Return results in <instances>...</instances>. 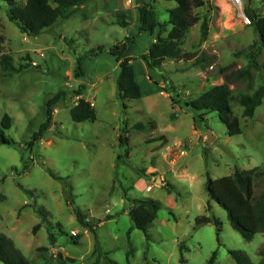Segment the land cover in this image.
Here are the masks:
<instances>
[{
  "label": "rangeland",
  "instance_id": "rangeland-1",
  "mask_svg": "<svg viewBox=\"0 0 264 264\" xmlns=\"http://www.w3.org/2000/svg\"><path fill=\"white\" fill-rule=\"evenodd\" d=\"M107 1L89 0L43 33L28 35L10 21L9 1L0 0L4 52L13 55L19 69L7 73L0 65V128L12 140L0 142V234L10 237L30 264H59V253L81 264H206L214 251L215 264H236L230 249L242 250L251 264H260L264 232L244 239L226 210L210 198L205 183L208 174L218 178L236 168L264 167V98L253 117L243 116L237 100L263 83L264 48L258 56L261 67L252 69V78L230 83L240 134L229 135L216 111L196 124L185 105L225 82V74L248 66L247 49L258 40L252 23H245L230 0H209L208 10H199L207 18V34H202L201 20L187 32L182 46L205 60L167 58L151 68L143 55L158 31H140L138 20L120 26ZM121 1L118 11L129 10L133 16L138 5L151 1L163 21L177 5L169 0ZM250 7L264 15V0H251ZM123 41L141 86L140 98L120 100L118 95L120 66L110 49ZM78 55H85L80 77L75 75ZM171 83L176 93L169 91ZM80 85L93 101L96 119H72L76 97L56 107L50 130L29 148L26 142L45 120L46 100L60 90L70 94ZM6 114L11 117L9 128L2 124ZM138 123L144 127L136 128ZM124 127L129 143L123 146L119 134ZM208 131L214 137L210 145ZM142 168L147 175L137 172ZM126 189L129 197H151L162 204L148 235L132 228ZM263 191L264 178L257 179L255 194ZM37 208L46 211L44 220ZM75 209L88 216L94 231L78 222ZM202 216L211 221L198 223ZM38 223L41 227L34 231Z\"/></svg>",
  "mask_w": 264,
  "mask_h": 264
},
{
  "label": "trees",
  "instance_id": "trees-1",
  "mask_svg": "<svg viewBox=\"0 0 264 264\" xmlns=\"http://www.w3.org/2000/svg\"><path fill=\"white\" fill-rule=\"evenodd\" d=\"M8 1L10 21L15 23L23 33L38 35L54 25L59 18H69L89 0H54L55 6L52 5L50 0H26L24 4H20L16 0ZM169 1H175L177 5L169 10V18L164 21L159 18L151 1L138 5L136 8L140 31L150 33L158 31L156 40L149 47L148 53L143 55V58L151 68L161 66L167 58L175 60H192L195 58V62L201 63L205 60L203 56L197 57L196 52L187 51L182 46L187 32L201 20L202 34L203 36L207 34L208 21L206 16H203L199 10H208L209 0ZM245 11L250 16L251 23L258 35V40L247 49L248 66L234 70L231 74H225V82L213 85L197 98L185 102L187 109L194 113L193 119L196 124L205 122L209 112L216 111L219 119L226 125L229 135L240 134L242 131L239 117L235 116L233 112L235 97L230 83L238 79L249 80L252 78V69L256 70L261 67L258 56L264 48V15H261L257 9L250 6L245 7ZM114 17L115 23L122 27L131 24L130 16L124 11H116ZM164 33L166 34L164 35ZM4 41L5 36L2 33L0 22V65L7 73L17 71L19 69L15 65L13 55L4 52ZM102 48L103 46H100L99 50ZM126 50V41L117 43L110 49V52L116 56L120 66V74L116 80L120 100L140 98L142 95L131 58L125 54ZM84 57L85 55L77 56L78 67L75 71L77 77L84 73L82 67ZM30 65V63L21 65L20 68H26ZM169 89L173 93L177 92V88L173 83L169 85ZM84 90V85H80L78 89L70 94L65 90H60L46 100L44 107L45 120L26 142L29 148H32L50 130L56 107L72 102L76 97H78L77 102L70 108L72 119L76 122L94 121L96 119L94 105L82 97ZM169 91L167 92L169 93ZM171 97L175 103L180 102L173 94H171ZM263 98L264 81L254 92L241 93L237 100L243 107V116L253 117ZM125 107H127L126 104ZM2 124L4 128H9L11 117L6 114ZM135 127L140 129L144 126L138 123ZM128 131V128L124 127L119 134V141L123 146L129 143ZM0 142L12 143V140L5 135L2 128H0ZM126 154H129L128 149ZM119 158H121V155ZM136 170L138 173L147 175V168ZM52 175L58 179H65L56 176L54 173ZM260 178H264V167L256 166L247 170L236 168L234 173L218 178H212L208 174L205 183L210 198L226 210L232 227L246 240H252L256 233L264 232V191L258 196L255 194V183ZM167 189L171 192L172 188ZM128 191L129 189L125 190L124 197L130 204L129 215L133 222L132 228L140 229L148 235L149 226L157 218L162 204L159 200L151 197H129ZM37 211L42 215L43 220L47 217L45 210L37 208ZM75 213L78 222L83 227L92 231L95 230L94 223L88 219L86 214L79 209H75ZM202 221L210 222L211 219L206 216L197 218L198 223ZM213 222L220 226L219 220L214 219ZM40 227L41 223H38L34 227V231H37ZM49 234L51 243L55 244L56 237L54 233L49 231ZM73 238L75 242L79 241V235L73 236ZM183 247L184 245L181 244V251H183ZM229 253L235 259L236 264H251L250 258L242 250L230 249ZM216 255L217 252L214 251L206 264H215ZM261 255L264 256V252ZM56 260L59 264H81L76 258L64 255L60 258L57 257ZM0 262L4 264H30V260L15 246L13 240L4 234H0ZM111 262L115 263V261ZM260 264H264V258Z\"/></svg>",
  "mask_w": 264,
  "mask_h": 264
},
{
  "label": "built area",
  "instance_id": "built-area-1",
  "mask_svg": "<svg viewBox=\"0 0 264 264\" xmlns=\"http://www.w3.org/2000/svg\"><path fill=\"white\" fill-rule=\"evenodd\" d=\"M231 3L238 9V14L239 16L245 21L246 24H250L251 23V18L250 16L246 13L245 11V6H244V2L245 0H239V3L237 2V0H230ZM131 2V0H129V3ZM32 64L34 66L37 65L36 61L33 60ZM78 98V97H77ZM77 102V101H76ZM92 103V102H91ZM93 104V103H92ZM148 189H151V186L147 187Z\"/></svg>",
  "mask_w": 264,
  "mask_h": 264
},
{
  "label": "crops",
  "instance_id": "crops-1",
  "mask_svg": "<svg viewBox=\"0 0 264 264\" xmlns=\"http://www.w3.org/2000/svg\"><path fill=\"white\" fill-rule=\"evenodd\" d=\"M107 2H108L107 4H110L108 9H112L111 10L112 13H115L116 11H118V9L120 7H122V4H121L122 1L121 0H109ZM131 2H132V0H131ZM128 3H129V1H128ZM136 6H137V4H136ZM126 13L129 14V16L131 18V22H134V21L138 20L137 13H136V16H133L129 10H126ZM82 97H84L86 100H88V101L93 103V101H91V100H89L88 98L85 97V93H83ZM165 156H166V153H165Z\"/></svg>",
  "mask_w": 264,
  "mask_h": 264
},
{
  "label": "water",
  "instance_id": "water-1",
  "mask_svg": "<svg viewBox=\"0 0 264 264\" xmlns=\"http://www.w3.org/2000/svg\"><path fill=\"white\" fill-rule=\"evenodd\" d=\"M245 1H246V7H249L251 0H245ZM212 141H214V137H213L212 131H208V133H207V143L210 145ZM223 149L225 151H227V152L229 151L225 146H223ZM205 223H206V221H203V224H205ZM61 256L62 255L59 253L58 257L60 258Z\"/></svg>",
  "mask_w": 264,
  "mask_h": 264
},
{
  "label": "clouds",
  "instance_id": "clouds-1",
  "mask_svg": "<svg viewBox=\"0 0 264 264\" xmlns=\"http://www.w3.org/2000/svg\"><path fill=\"white\" fill-rule=\"evenodd\" d=\"M237 2L239 3V0H237Z\"/></svg>",
  "mask_w": 264,
  "mask_h": 264
}]
</instances>
